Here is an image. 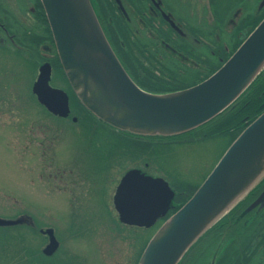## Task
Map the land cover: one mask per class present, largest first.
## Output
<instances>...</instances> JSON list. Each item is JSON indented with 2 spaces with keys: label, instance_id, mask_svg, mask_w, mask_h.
Returning <instances> with one entry per match:
<instances>
[{
  "label": "water",
  "instance_id": "water-1",
  "mask_svg": "<svg viewBox=\"0 0 264 264\" xmlns=\"http://www.w3.org/2000/svg\"><path fill=\"white\" fill-rule=\"evenodd\" d=\"M68 83L94 117L136 137L191 132L229 109L264 70V19L208 79L191 88L156 94L142 90L111 47L92 0H40ZM44 64L32 87L39 104L62 118L68 95L50 87ZM264 179V111L232 142L188 201L149 240L137 264H179L193 245ZM175 193L162 178L131 169L121 178L113 204L122 224L149 229L172 207ZM30 220L0 219V226ZM44 254L58 249L53 230Z\"/></svg>",
  "mask_w": 264,
  "mask_h": 264
},
{
  "label": "rangeland",
  "instance_id": "rangeland-1",
  "mask_svg": "<svg viewBox=\"0 0 264 264\" xmlns=\"http://www.w3.org/2000/svg\"><path fill=\"white\" fill-rule=\"evenodd\" d=\"M27 53L0 51V219L27 216L35 225L56 229L57 255L41 264H137L143 238L155 230L119 223L113 196L123 174L139 168L171 187L200 184L221 157L225 142L180 145L154 140L135 145L84 117L76 124L56 119L32 94L43 62ZM55 68L53 86L65 87L57 64ZM72 105L75 111L73 100ZM72 221L89 226L87 233H72ZM24 224L0 226V264H24ZM28 245L31 263L38 264L34 252L40 241L31 234ZM258 257L264 264V250L253 264Z\"/></svg>",
  "mask_w": 264,
  "mask_h": 264
},
{
  "label": "flooded vegetation",
  "instance_id": "flooded-vegetation-1",
  "mask_svg": "<svg viewBox=\"0 0 264 264\" xmlns=\"http://www.w3.org/2000/svg\"><path fill=\"white\" fill-rule=\"evenodd\" d=\"M102 8L108 23L104 25L112 37L116 36L112 44L127 65L131 61L137 80L147 89H172L198 85L206 76L202 66L213 67L222 61L249 32L251 21L264 14V0H102ZM8 50L22 55L30 51L36 54L37 62L40 59L42 64L50 65L49 84L68 95L70 109L67 118H54L73 124L87 118L77 106L74 111L72 92L63 77L65 87L52 84L58 59L40 0H0V51ZM78 223L71 222V232H80L81 237L89 226ZM23 229L27 233L24 264H32L28 249L31 234L41 244L34 252L38 264L50 262L57 255L60 243L52 256L43 252L49 242L46 230L52 229L56 237L55 228L29 220ZM217 233L222 234L218 239L223 243L215 248L220 251L201 253L196 264H253L256 255L264 250V184ZM135 241L138 240L135 238L133 244ZM258 258L255 264H262ZM189 263L190 260L186 264Z\"/></svg>",
  "mask_w": 264,
  "mask_h": 264
},
{
  "label": "trees",
  "instance_id": "trees-1",
  "mask_svg": "<svg viewBox=\"0 0 264 264\" xmlns=\"http://www.w3.org/2000/svg\"><path fill=\"white\" fill-rule=\"evenodd\" d=\"M92 3L96 10L97 17L100 21V24L113 50L115 51L116 55L118 56L119 60L121 61L126 71L129 73L131 78L140 88H142L145 91L156 93V94L171 93V92H175V91H179V90H183L187 88L184 86H179V87L172 88V89H170L169 87L167 89H163V88H159L158 86L157 87L152 86L151 88L153 89H147L144 86V84L140 83L134 74L136 69L132 65L131 61H129L127 65L122 60L118 49L114 47V44H112V39L113 38L115 39L116 36L113 34V37H112L110 30L108 31L104 25V22L105 23L107 22H106V13L104 12L102 8V0H98V1L92 0ZM263 18H264V14L261 15L259 18L253 19L251 21L252 25H251L249 32L240 40L236 48L229 50V52H227V54L223 56L222 61H220L218 64H216L213 67L208 66V65L202 66L206 70L205 71L206 76L204 79H206L208 76L216 72L228 60V58L233 54V52L239 47V45L243 42V40L250 34V32L259 24V22ZM112 33H113V30H112ZM56 64L58 66V70H60L58 61L56 62ZM203 80H201L200 82H202ZM74 103L79 108V110L85 112V110L80 106L79 101L75 100ZM263 111H264V70L255 79V81L250 85V87L241 95V97L229 109H227L225 112H223L221 115H219L212 121L206 123L205 125L191 132H188V133H185L179 136H173V137H167V138H162V137L143 138V137H136V136H131V135H128V137H131L130 139L135 145L136 144L146 145L145 142H151L154 140H160L162 142H172V143H177L180 145H190V144H193L194 142L196 143V142H204V141H210V140H222L225 142V146H226L223 151L224 153L225 150L231 145V143L239 136V134ZM85 113L87 114L86 117L91 124L101 123L100 121L95 120V118L91 116L89 113L87 112ZM263 184H264V179L256 187V190L259 189ZM199 185L200 184L184 182L181 185L179 184L175 186L174 189L176 191V197L173 201L174 207L172 211L169 213V216L175 213L178 209H180L187 202V200L198 189ZM254 192L255 190L252 193ZM252 193H250L242 202H240V204H238L233 210H231L230 213L224 216L217 224H215L210 230H208L187 252V254L183 258V260L180 262V264H186L188 260H190L191 262L189 264H196V258H198L201 253L210 252V251H213L215 253V252L220 251V248L215 249L217 246L222 245L223 243L221 240L218 239L219 236H222V234L217 233L218 229L221 228L224 224H226L231 219L234 211H236L240 206L246 203V201L249 199ZM165 219H163L161 223L165 221ZM159 226L160 225H158L157 227ZM145 238H143L142 246L140 249V255L142 254L143 250L145 249L150 239V238L149 239L148 238L145 239Z\"/></svg>",
  "mask_w": 264,
  "mask_h": 264
}]
</instances>
